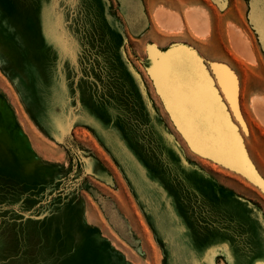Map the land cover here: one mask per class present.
Masks as SVG:
<instances>
[{"label":"rangeland","instance_id":"obj_1","mask_svg":"<svg viewBox=\"0 0 264 264\" xmlns=\"http://www.w3.org/2000/svg\"><path fill=\"white\" fill-rule=\"evenodd\" d=\"M162 9L182 31L161 28ZM164 69L174 91L216 96L245 171L191 148ZM260 110L264 0H0V264H264Z\"/></svg>","mask_w":264,"mask_h":264},{"label":"water","instance_id":"obj_2","mask_svg":"<svg viewBox=\"0 0 264 264\" xmlns=\"http://www.w3.org/2000/svg\"><path fill=\"white\" fill-rule=\"evenodd\" d=\"M184 56L185 54L178 52L171 56L166 64L178 66V64L181 63L180 59ZM186 58H188L189 66H194L195 63L197 66L195 59L190 56ZM217 69L218 67H214L215 72H217ZM166 71L168 73H165L166 75L162 78L159 90L161 94L168 99L174 120L191 148L195 152L207 156L232 169L245 171L247 169V164L244 160L239 140L234 134L235 127L232 125L229 126L228 123L226 124V116L219 109L220 105L216 96L212 94L216 100L211 97H209V99L205 98L203 95L206 90L205 86L195 89V95H197L195 97H193L192 92L194 89L187 92L174 91L170 72L168 70ZM221 86L228 99L230 93L225 91L222 84ZM195 102H197L199 106L201 103V105H205L206 110L201 109ZM212 106H215V109L212 108ZM181 107L186 110L185 114H180ZM231 140L235 145H238V149L237 146L232 149V145L228 144Z\"/></svg>","mask_w":264,"mask_h":264},{"label":"bare ground","instance_id":"obj_3","mask_svg":"<svg viewBox=\"0 0 264 264\" xmlns=\"http://www.w3.org/2000/svg\"><path fill=\"white\" fill-rule=\"evenodd\" d=\"M191 11H195V10H191ZM199 13L200 12H197V13L194 12V13L188 14L187 15L188 17L186 16V19H187L186 21L188 23L189 28L191 29V31L195 35H197V36H205L208 33V21L206 20V18L203 15H201ZM155 16H156L157 22L161 25V28H163L165 30H168V31H170L172 33L180 32V31L183 30L184 22H182V19L180 18L179 15L174 14L173 12L166 11V10L162 9V10L158 11ZM238 51L240 53V56L241 57L244 56V58H245V56L247 54H248V56L250 54V51L248 50V47L246 46L245 43H243L242 45L240 44V46L238 48ZM248 56H246V57H248ZM222 67L223 66H221V67H219L217 69V71H219L220 82L223 85V87L225 88V91L230 93L228 101H229V103H230V105L232 107V110H233L236 118L238 117L242 128L246 127V130H247V125H246V122H245V120H244V118H243V116L241 114V109H240V84H238V87H237L236 83H235V79L231 75H229L227 73V71L224 68H222ZM237 91H238V96L236 95ZM259 100L252 101V103L254 102L252 110L258 109L257 108L258 106H259V108H261V105H258L256 107V105L259 102ZM261 102H263V101H261ZM238 110L240 112V115H241L242 119H240V117L238 115V113H239ZM261 110H262V108H261ZM255 111L259 112V110H255ZM255 111H254V113H255ZM261 112H264V111H261ZM256 115H259V114L257 113ZM258 118H260V115H259ZM260 119H262V118H260Z\"/></svg>","mask_w":264,"mask_h":264}]
</instances>
